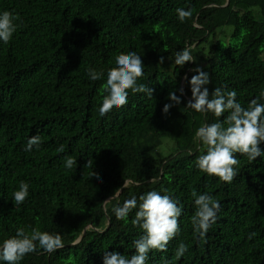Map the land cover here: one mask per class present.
I'll list each match as a JSON object with an SVG mask.
<instances>
[{"label": "trees", "instance_id": "16d2710c", "mask_svg": "<svg viewBox=\"0 0 264 264\" xmlns=\"http://www.w3.org/2000/svg\"><path fill=\"white\" fill-rule=\"evenodd\" d=\"M226 2L0 0V11L20 18L13 39L0 43V243L18 227H38L65 245L21 264H103L105 251L130 258L141 234L131 223L135 210L117 220L113 208L151 190L172 195L183 214L178 235L166 250H152L147 264H264V160L236 154L231 183L199 171L204 147L194 135L215 117L186 106L197 67L209 73L210 93L235 90L242 105L256 96L264 102V0ZM178 8L191 17L181 23ZM188 46L195 62L181 68L175 53ZM132 51L144 63L139 83L152 96L129 92L127 105L101 116L106 76L93 82L87 71L106 73ZM181 88V103L164 114L169 92L179 96ZM33 135L42 144L25 152ZM67 157L77 160L73 169L63 166ZM21 182L29 183V197L15 206ZM193 192L221 205L204 239L192 224ZM181 243L188 252L177 258Z\"/></svg>", "mask_w": 264, "mask_h": 264}, {"label": "clouds", "instance_id": "9594fccd", "mask_svg": "<svg viewBox=\"0 0 264 264\" xmlns=\"http://www.w3.org/2000/svg\"><path fill=\"white\" fill-rule=\"evenodd\" d=\"M181 23L190 18V10L176 9ZM19 15L9 10L0 11V43L8 44L19 27ZM164 58H160L163 63ZM187 62H195L192 47H185L175 53L174 63L181 68ZM196 73L188 81L191 89V99L187 107L196 113H211L215 122L205 123L199 127L194 135V142L204 147V152L196 161V168L208 176H216L221 181L231 183L239 172V160L236 154L246 156L249 162L257 158L264 160V102L261 96L252 98L247 105H242L237 99L235 90L225 91L215 88L211 93L207 87L211 83L210 75L197 67ZM88 78L95 82L105 79L106 95L99 108L103 116L113 109H120L128 104L129 92L132 94L146 93L152 96L153 89L139 83L144 76V63L140 55L132 51L128 54H119L115 59V66L103 70L89 68ZM181 95L169 92L172 103L165 104L163 113L167 114L171 107L181 103ZM227 113L225 116L224 114ZM223 117V119H221ZM42 144L39 135H33L27 140L25 152L39 149ZM58 151L64 152L63 146ZM77 160L67 157L63 166L73 169ZM92 178L102 182L101 178L93 173ZM30 185L21 182L19 190L14 191L12 201L15 206L22 205L29 197ZM195 214L192 217L194 230L204 239L209 229L216 223L220 211V202L211 195L193 192ZM135 210L131 220L134 227L141 231L140 238L133 241L135 253L129 258L118 251H105L103 264H147L149 253L152 250L163 251L169 242L180 232L179 218L183 214V207L170 194H161L151 190L139 197L127 199L121 206L113 208L117 220H126ZM62 236L58 233L41 231L38 227L26 230L18 227L15 235L4 239L0 243V264H21L25 256L31 253H55L64 248ZM188 252L187 245L181 243L176 249V257L182 258Z\"/></svg>", "mask_w": 264, "mask_h": 264}, {"label": "rangeland", "instance_id": "374dc122", "mask_svg": "<svg viewBox=\"0 0 264 264\" xmlns=\"http://www.w3.org/2000/svg\"><path fill=\"white\" fill-rule=\"evenodd\" d=\"M223 29H227V30H229L230 33H231V32L234 30V27L231 26V25H228V26H225ZM231 41H232V38H231V37H228L227 40L222 39V42H223V43H229V42H231Z\"/></svg>", "mask_w": 264, "mask_h": 264}, {"label": "water", "instance_id": "95a60500", "mask_svg": "<svg viewBox=\"0 0 264 264\" xmlns=\"http://www.w3.org/2000/svg\"><path fill=\"white\" fill-rule=\"evenodd\" d=\"M229 2H230V0H227V2H226V4L225 5H228L229 4ZM81 240V238H79L78 240H77V242L78 241H80Z\"/></svg>", "mask_w": 264, "mask_h": 264}]
</instances>
